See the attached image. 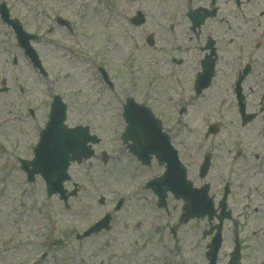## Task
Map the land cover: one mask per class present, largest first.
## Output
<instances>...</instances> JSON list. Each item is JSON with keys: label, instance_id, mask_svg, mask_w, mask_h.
Masks as SVG:
<instances>
[{"label": "rangeland", "instance_id": "374dc122", "mask_svg": "<svg viewBox=\"0 0 264 264\" xmlns=\"http://www.w3.org/2000/svg\"><path fill=\"white\" fill-rule=\"evenodd\" d=\"M6 1L11 16L20 18L26 31L38 35L33 46L45 75L38 73L14 44L11 30L0 24V87L6 88L0 92V264H207L204 252L210 236H201L208 228L206 219L178 224L181 203L176 205L169 197L167 211L157 208L155 197L139 186L162 168L155 162L150 168L141 167L118 143L122 121L116 115L113 95L97 78L95 66L100 63L111 70L110 74L119 73L121 89L125 88L138 102L150 103L164 118L172 144L179 149L194 181L195 165L207 144L211 145L212 166L202 182L211 185L216 198L221 194V184L228 182L227 202L233 219L224 222L217 264H226L229 258L233 221L241 242L240 264L259 263L264 257V168L255 169L254 160L244 165L243 158L233 168L225 166L229 141L237 132L242 134L233 109L222 115L217 134L203 136L207 127L204 120L220 117L214 115L213 108L230 75L218 68L213 85L196 95L186 83L192 57L180 69L159 59L151 69V62H146L148 48L139 51L138 47L136 57L124 66L131 49L123 41L122 13L116 16L113 10L96 8L92 0L86 6V0ZM145 3L151 11L144 12L147 23L139 32L160 24L159 14L173 10L180 0ZM166 4L167 8L158 14L156 6ZM56 16L70 20L72 37L55 22ZM178 21L179 17L173 20ZM182 30V25L176 26L174 32L165 33L164 39L157 41L166 59L178 55L168 39L183 40ZM219 64L223 66L222 61ZM178 81L183 87L173 92ZM118 89L116 86L115 90L121 92ZM54 94H59L68 106V126L88 125L100 138L94 156L70 165L71 182L65 187L71 190L75 182L79 190L67 205L56 195L46 196L41 178L27 182L18 162L19 158H32V146L47 120ZM29 107L34 117L27 113ZM230 117L234 124L228 121ZM102 152L108 156L106 161L102 160ZM118 200L122 204L114 211ZM104 212L111 216L109 229L78 240L77 234ZM170 226L176 227V241ZM57 240L61 243L56 244Z\"/></svg>", "mask_w": 264, "mask_h": 264}, {"label": "water", "instance_id": "95a60500", "mask_svg": "<svg viewBox=\"0 0 264 264\" xmlns=\"http://www.w3.org/2000/svg\"><path fill=\"white\" fill-rule=\"evenodd\" d=\"M25 47L30 51L25 42ZM65 105L59 97H55L51 106L49 120L41 132L40 140L34 148V158L30 162H22L23 169L28 174V180H32L34 174H39L45 181L47 195L58 193L61 199H66V190L63 182L69 179L67 168L70 161L80 162L92 155L88 142L96 143L95 135H90L87 128L76 127L68 129L65 120ZM128 124L123 135V141L130 140L131 151L142 161L148 164L151 156H155L159 163L165 164L162 176L151 181L152 189L159 197V204H164L166 191H170L176 198H182L185 202L182 221L193 217H210L212 209L211 199L207 196V187L201 189L192 188L191 182L186 180L185 169L177 160L176 152L170 147L168 138L160 132L158 122L149 119L133 118L125 116ZM74 193V192H73ZM110 216L96 223L85 234L97 232L102 228L108 229ZM220 246V226L209 245L206 253L210 264H215L216 253ZM239 247H236L229 264H239Z\"/></svg>", "mask_w": 264, "mask_h": 264}, {"label": "flooded vegetation", "instance_id": "af4514ba", "mask_svg": "<svg viewBox=\"0 0 264 264\" xmlns=\"http://www.w3.org/2000/svg\"><path fill=\"white\" fill-rule=\"evenodd\" d=\"M102 2V6L104 8H107L106 10H113V11H123L130 13L133 10L135 12L141 13V8L139 10H136V3L137 0H100ZM218 0H200L199 2L195 0H188V4L182 5L178 4L175 7H173V10H169L168 12H176L180 15V21L177 23L174 22H166L158 24L154 27H147L144 33L143 37V44L148 48V51L146 54H148L147 59L149 62H151L150 68L152 69L154 66H157L159 61L162 63V61L167 62L166 64H171L172 66H175L176 69L183 68L186 63L191 59L192 61L189 64V69H191L194 74L197 72H200L203 68H206L208 65L213 67L214 75L219 72V70H222L226 72L229 75H235L237 77L240 73L244 74V72H247L245 79L241 83L242 88V94H243V102L245 105V109L247 112H249V107L252 106L254 108L253 116L251 118L250 123L255 124L257 126L260 125L259 131L260 136L264 137V94L256 95L255 92L250 87L244 88L243 83L246 81V79L249 76H256L257 78L261 79V87L264 89V40L262 38V41L257 43L256 50L258 51L257 56V63L255 66V60L252 58L251 63H245L243 67H234L232 64L229 63V61L235 60V56L237 53V45L239 42H235V39H238V36L241 38L243 36L244 31V22H245V14L249 12V7L242 5V0L239 5L234 4L232 7H234L233 11H225L221 10L220 6L217 5ZM228 2L230 0H227ZM231 2V1H230ZM229 2V3H230ZM112 4H115L114 6H111ZM261 6V5H258ZM199 7H204L207 9H210L211 11H214V15L207 21H205L201 26L195 27V29L190 30L189 28V21L187 17V13L190 9H196ZM262 8L258 9V11H261ZM239 13V15L232 17V20L229 21L230 14L232 13ZM165 13V12H164ZM263 15V12L260 14V16ZM143 20H144V14H142ZM144 23V21H143ZM142 23V24H143ZM141 24V25H142ZM182 25V37L192 36L190 38L189 42L193 43V47L190 48L188 46L185 39L178 40V38H175L171 41L172 47H175L174 50L178 53L177 56L173 55V57H169L166 59L162 54H160V48L157 47L158 43L157 41H162L164 39V34H170V32H174L175 26ZM185 26V28L183 27ZM218 31L223 32L224 35L217 34ZM235 34V37H234ZM179 38H181L179 36ZM207 59V60H205ZM222 61L223 66L220 67L219 62ZM228 66V67H226ZM247 66V68H246ZM230 67V68H229ZM255 67V68H254ZM218 68H220L218 70ZM113 74V80H112V87L115 84L119 83L118 75L119 73H115L112 71ZM116 79V81L114 80ZM236 79V78H235ZM235 79L233 80V85L235 82ZM228 83L227 81L226 88H224V91H228ZM120 84V83H119ZM213 85V84H212ZM129 88H131L130 85H128ZM193 92L196 95H201V93H198L196 90ZM125 95L122 100L117 99V101H114L116 104V111H121L122 105L125 103V99L130 96L131 94L125 90ZM129 93V94H128ZM248 94H252L254 100L251 102L248 100ZM144 103V102H141ZM148 104L150 107H153L150 103ZM256 104V105H254ZM110 106V102H107V108ZM121 113V112H120ZM162 118V117H161ZM257 126V128H258ZM251 137L258 136L257 133L249 134Z\"/></svg>", "mask_w": 264, "mask_h": 264}]
</instances>
